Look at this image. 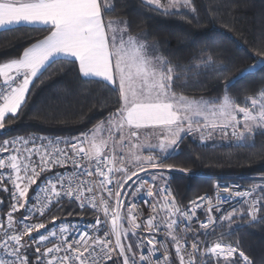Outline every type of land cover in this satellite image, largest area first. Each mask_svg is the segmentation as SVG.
I'll use <instances>...</instances> for the list:
<instances>
[{
	"label": "snow or ice",
	"instance_id": "6c2138e0",
	"mask_svg": "<svg viewBox=\"0 0 264 264\" xmlns=\"http://www.w3.org/2000/svg\"><path fill=\"white\" fill-rule=\"evenodd\" d=\"M147 3L195 11L193 0ZM111 7L107 0H0V28L30 26L47 32L18 57L0 63V130L19 118L34 78L57 57L117 94L114 111L87 132L69 139L33 134L0 143V154L8 153L0 156V191L8 193L9 201L5 207L0 200V211L7 213L0 216V264H253L238 245L222 236L208 237L230 226L237 215L256 221L264 214V183L245 191L218 184L227 195L215 204L201 196L181 209L164 172L172 170L166 160L185 136H198L203 143L218 133L243 142L258 129L264 132V88L243 106L227 91L222 100L210 101L177 95L176 81L185 70L129 35L126 22L106 20ZM194 59L203 67L215 63L208 50ZM252 59L225 89L249 74L264 73V47ZM60 169H70L72 178ZM45 173L52 175L40 186L43 199L39 193L30 198ZM149 182L146 196L155 199H145L150 211L144 218L134 200L125 204V197L130 188L142 192ZM233 195L246 208L225 207ZM65 202L68 208H90L97 218L76 231L68 221L57 225L53 215L50 227L48 215L54 208L65 211ZM202 208L206 219L199 220ZM162 230L165 239L158 240Z\"/></svg>",
	"mask_w": 264,
	"mask_h": 264
},
{
	"label": "trees",
	"instance_id": "16d2710c",
	"mask_svg": "<svg viewBox=\"0 0 264 264\" xmlns=\"http://www.w3.org/2000/svg\"><path fill=\"white\" fill-rule=\"evenodd\" d=\"M193 6L195 11L181 6L165 12L142 0H113L105 19H126L132 35L155 44L161 57L185 70L176 81L177 95L222 100L227 91L243 106L249 97L259 96L264 73L249 74L228 89L224 85L250 67L252 57L264 47V0H193ZM44 35L47 32L30 26L1 30L0 63L18 57ZM204 50L213 54L215 63L210 67L194 59ZM189 68L191 71H187ZM116 99L117 94L104 82L84 78L68 59L56 58L30 85L19 118L0 130V140L30 134L76 136L94 128L109 110L114 111ZM166 163L173 167L165 170V181L172 186L180 208L205 193H213L217 180H239L256 187L264 183V132L258 129L237 144H203L184 137ZM133 191L128 190L126 201ZM64 208L54 209L51 217H96L76 204L68 208L65 203ZM221 236L225 242L238 245L253 264H264V214L256 221L237 215L230 226L217 228L216 235L208 239Z\"/></svg>",
	"mask_w": 264,
	"mask_h": 264
},
{
	"label": "built area",
	"instance_id": "2783aa9c",
	"mask_svg": "<svg viewBox=\"0 0 264 264\" xmlns=\"http://www.w3.org/2000/svg\"><path fill=\"white\" fill-rule=\"evenodd\" d=\"M30 135H33V134H30ZM35 135L47 136V137H52V138H63V139H69V138H71V137H74V136H50V135H44V134H35ZM28 136H29V135H28ZM76 136H77V135H76ZM15 138H16V137H15ZM11 139H13V138H11ZM59 146H60V147H63V144H61V145H59ZM7 155H8V153H2V154H0V156H5V157H6ZM58 171H63V172H65V178H66V179H71V178H72V174H71V170H70V169L67 170V171H65V170H63V169H60V170H58ZM51 175H52V173H45L44 176H42V177L37 181V184L32 186V190H30V191H29V194H28L30 198L35 199L36 193H39L41 199H43L45 193H44L43 191H41V187H40V186L43 184L44 177L51 176ZM167 184H168V183H167ZM218 184H220V185H232V186L238 188V190H241V191L250 190V189L254 188L253 185H249V186L244 185V184H242L239 180H230V179H229V180H225V179L222 180V179H221V180H217V181L215 182V184H214V189H213V193H205V194H203V195H201V196H207V197H209V198L212 200V202L215 204L218 198H223L224 196L227 195V194L223 193L222 190H218V189H217L216 186H217ZM9 187H11V185H9ZM150 187H151V183H150V182H149V183H144V184H143V190H144V191H142V192H138L137 197L134 199V202L138 205V207L140 208V210L143 212V216H144V218H147V215H148V213H149V211H150L149 206H148L147 204L144 203L145 199H148V200H154V199H155V198H153V197H147V196H146L147 189L150 188ZM168 187L170 188V190H171L173 196H174L175 199H176V196H175V194H174V191H173L172 186H171L170 184H168ZM2 194L7 198V197H8V193H5V192H3V191H0V200H4V205H5V207H6V205L9 203V201H8V199H4V198L2 197ZM252 194L255 195L254 193H252ZM201 196H199V197H201ZM197 198H198V197H197ZM197 198H195L194 200H196ZM176 201H177V199H176ZM65 203H67V202H65ZM177 204H178V202H177ZM205 204H207V201H205ZM188 205H189V203H188ZM188 205H187L185 208H181V209H186V208L188 207ZM178 206H179V205H178ZM179 207H180V206H179ZM225 207L229 208V210H231L232 207H235V208H237V209H243V208H246V204L243 202V200H241L240 198H237V197H235V196L233 195V196L231 197L229 203L226 204ZM54 209H55V208H54ZM54 209H53V210H54ZM53 210H52V211H53ZM81 210H82V209H81ZM88 210L91 211V212H93V210L90 209V208H89ZM51 213H52V212H51ZM51 213H50V214L48 215V217H47V223L49 224L50 227H51ZM93 213H94V212H93ZM6 214H7V213H6V210L0 211V216H6ZM94 214L96 215V217H95L93 220H86V219H80V220L77 219V220H75V219H69V218H58V217H57V221H56V223H57V225H59L61 220L71 222V223H72V226H73V228H74V230L79 231V230L84 229L87 225H89V224H91V223H93V222L95 221V219L97 218V214H96V213H94ZM16 215H19V213H17ZM100 215H101V218H103V217H102V214H100ZM159 215H160V216H163V215H164L163 211H161V212L159 213ZM214 215H217V216H218L219 214H218V213H214ZM198 218H199V220H204V219H206V216H205V214H204V209H203V208L199 211V213H198ZM37 222H39V221H37ZM194 226L198 227V224H196V225H194ZM41 231L43 232L44 230H41ZM33 235H35V233H33ZM157 239H158V240H163V239H165V235H164L163 230H162L160 233L157 234ZM49 246H51V245H49Z\"/></svg>",
	"mask_w": 264,
	"mask_h": 264
},
{
	"label": "rangeland",
	"instance_id": "374dc122",
	"mask_svg": "<svg viewBox=\"0 0 264 264\" xmlns=\"http://www.w3.org/2000/svg\"><path fill=\"white\" fill-rule=\"evenodd\" d=\"M143 2H145V3H147V0H142ZM107 3L109 4V5H111L112 6V4H111V2L110 1H108L107 0ZM169 3V0H163V1H161V4L162 5H166V4H168ZM151 6H153V7H156L155 5H151ZM156 8H158V7H156ZM159 9H161V10H163V11H165V12H171V11H174V10H176V9H178V8H176V9H171V8H164V7H160ZM111 20H113V21H124V22H126V24L128 25V22H127V20L126 19H111ZM128 34L129 35H131V36H134V37H137V38H140L141 39V37H138V36H136V35H132L130 32H129V27H128ZM143 41H145L146 43H147V45H149V51L150 52H153L154 51V53H155V55H157V56H160V54H159V52H158V48L156 47V45L155 44H153V43H151V42H148V41H146V40H144V39H142ZM189 98V97H188ZM189 99H193V100H201V99H203V100H206V101H210L208 98H189ZM93 129V128H92ZM87 132V131H86ZM98 135H102V136H106V133H98ZM185 137H190V138H192V139H194V140H197V141H200L199 140V137L198 136H196V137H192V136H185ZM12 138H14V137H12ZM5 139H11V138H5ZM5 139H1L0 140V143H2ZM148 140L149 141H151V137L149 136L148 137ZM201 142V141H200ZM240 141H237L234 137H232L231 135H229V136H227V137H225V136H222L221 134H214L210 139H207L205 142H203V144H206V143H215V144H237V143H239ZM176 152H177V150H176ZM175 153V152H174ZM174 153H172V154H174ZM141 175H143V174H141ZM231 180V179H230ZM132 182L131 181H129V184H131ZM255 187V186H254ZM133 193H132V195H131V197L126 201V198H125V204H127L128 202H130V201H133L136 197H137V195H138V192L135 190V187H133ZM255 194V193H254ZM252 221V220H251ZM130 240H131V242L133 243V244H135L136 243V238H135V236H130ZM127 242V241H126Z\"/></svg>",
	"mask_w": 264,
	"mask_h": 264
},
{
	"label": "crops",
	"instance_id": "0c3cea01",
	"mask_svg": "<svg viewBox=\"0 0 264 264\" xmlns=\"http://www.w3.org/2000/svg\"><path fill=\"white\" fill-rule=\"evenodd\" d=\"M108 1H110L111 2V4H113V0H108ZM161 1H163V0H161ZM148 4V3H147ZM11 27H17V26H15V25H13V26H6V27H4V28H0V31L1 30H3V29H7V28H11ZM57 58H64V57H57ZM64 59H67V58H64ZM43 71V70H42ZM40 75V74H39ZM38 75V76H39ZM2 79V78H1ZM36 78H34V80H35ZM89 79H93V78H89ZM97 80H99V78H96ZM33 80V81H34Z\"/></svg>",
	"mask_w": 264,
	"mask_h": 264
}]
</instances>
